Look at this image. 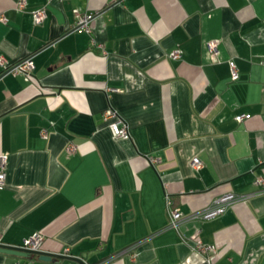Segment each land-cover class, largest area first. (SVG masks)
Masks as SVG:
<instances>
[{
    "label": "crops",
    "instance_id": "1",
    "mask_svg": "<svg viewBox=\"0 0 264 264\" xmlns=\"http://www.w3.org/2000/svg\"><path fill=\"white\" fill-rule=\"evenodd\" d=\"M75 8L94 14L89 33ZM0 15V54L34 63L29 77L0 67V243L40 234V251L66 256L0 264H204L191 237L211 264H264V0H0ZM226 194L250 196L199 217Z\"/></svg>",
    "mask_w": 264,
    "mask_h": 264
},
{
    "label": "built area",
    "instance_id": "2",
    "mask_svg": "<svg viewBox=\"0 0 264 264\" xmlns=\"http://www.w3.org/2000/svg\"><path fill=\"white\" fill-rule=\"evenodd\" d=\"M17 8L19 10L24 8V1H20L17 4ZM33 16V21L35 24H40L43 22V20L46 17V10L44 7L38 8L32 13ZM73 16H74V27L75 29L83 30L85 32H90V26L89 23L90 21L94 18V14L91 13H83L81 12L78 8H75L73 10ZM0 20H4V17L0 15ZM208 52L212 56H216L218 53V47H217V42L215 40L209 41L206 44ZM181 55L180 50L176 49L170 53L171 58H179ZM33 60L31 57L25 58L24 60L17 62L15 64H9V62L4 58L3 55L0 54V67H2L5 71L7 72H12L13 74L17 73H22L25 76H31V70L33 68ZM229 70H230V76L232 80H236L239 77L238 70L234 63L230 62L229 63ZM117 91V90H115ZM251 117L250 114H238L235 116V121L236 122H242L244 120H247ZM102 119L107 123V126L111 132V135L116 138V139H129L130 138V133L128 129V125L119 117V115L113 110V109H108L105 110L102 114ZM41 136L46 137L47 132L45 130L41 131ZM75 150V146L73 144H69L67 147L68 152H73ZM157 160H152V162H156ZM191 165L194 169L198 170L202 167V162L199 158L194 157L191 160ZM5 167H6V155L1 154L0 155V187H2L5 183L6 180V172H5ZM256 185L263 186L264 185V178H257L255 180ZM250 195L247 196H238L235 197L233 194H226L218 198L214 206L211 208H208L207 210L201 212L199 214V217L203 219H209L212 218L216 215L221 214L226 206L228 204L233 203L236 200L242 201L244 200L245 197H249ZM167 207H168V215H169V222H168V227L173 228V229H178V225L182 219V214L179 212L178 209H172L170 208V200L167 198ZM199 233V230L197 231ZM191 242L193 249L196 250L197 252L201 253L204 255V264H211V260L213 259V252H214V247L213 246H207L204 245L202 241L196 240L195 237H191L189 239ZM42 245V237L40 234H34L33 236L25 239L23 243L19 246L21 248L27 249V250H32V251H37L40 250V247ZM134 245L129 246L126 250L131 251ZM132 252V251H131ZM131 258H135L136 254L131 253L130 254ZM19 264V263H17Z\"/></svg>",
    "mask_w": 264,
    "mask_h": 264
},
{
    "label": "water",
    "instance_id": "3",
    "mask_svg": "<svg viewBox=\"0 0 264 264\" xmlns=\"http://www.w3.org/2000/svg\"><path fill=\"white\" fill-rule=\"evenodd\" d=\"M7 71L3 72L6 73ZM0 253L8 254V255H14L18 257H30L31 255H38L40 260H51L53 258H61V257H66L61 254H53L45 251H32V250H27L24 248H21L19 246H8V245H3L0 243ZM73 260L78 262L79 264H86L79 258L72 257Z\"/></svg>",
    "mask_w": 264,
    "mask_h": 264
}]
</instances>
